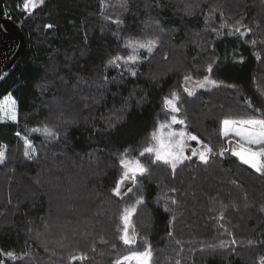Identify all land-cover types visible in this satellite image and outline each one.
<instances>
[{"label":"trees","instance_id":"16d2710c","mask_svg":"<svg viewBox=\"0 0 264 264\" xmlns=\"http://www.w3.org/2000/svg\"><path fill=\"white\" fill-rule=\"evenodd\" d=\"M25 1L0 0L26 37L0 84V264H264V155H223L264 149V0ZM132 39L151 50L127 65ZM172 116L196 138L175 167ZM124 157L144 170L119 187Z\"/></svg>","mask_w":264,"mask_h":264},{"label":"rangeland","instance_id":"374dc122","mask_svg":"<svg viewBox=\"0 0 264 264\" xmlns=\"http://www.w3.org/2000/svg\"><path fill=\"white\" fill-rule=\"evenodd\" d=\"M42 0H26L24 6H34L39 4ZM151 41L143 39H132L128 41V45L131 50V55L128 59L124 60L127 65L135 64L143 55L142 51L148 53L151 50ZM144 53V54H146ZM16 117V101L10 95L6 94L0 99V119L3 118H15ZM182 120L177 116H172L166 120H162L158 129L156 137V157L167 161L171 166L175 167L186 156L187 143L186 139H196L193 135L186 134V130L182 126ZM264 140V138H262ZM28 142V141H27ZM228 148V147H227ZM225 148V149H227ZM230 154L235 158L250 164L253 167H257L260 156L264 155V149L254 148L249 144L232 141L229 145ZM195 150V149H194ZM208 147L204 146L199 149L198 152L193 151L191 154H196L201 160L208 157ZM229 154V155H230ZM123 172L121 175L120 186L127 181V179L144 170V166L136 158L124 157L121 159ZM117 187V189L119 188ZM131 210L124 208L121 214L122 220V239L129 243L133 239L131 231ZM131 251L118 259L119 263L124 264H146L151 257V253L148 249H130Z\"/></svg>","mask_w":264,"mask_h":264},{"label":"water","instance_id":"95a60500","mask_svg":"<svg viewBox=\"0 0 264 264\" xmlns=\"http://www.w3.org/2000/svg\"><path fill=\"white\" fill-rule=\"evenodd\" d=\"M25 47V34L14 20L10 17L3 16L0 4V84L12 73L20 62ZM229 153V147L223 150L225 157Z\"/></svg>","mask_w":264,"mask_h":264},{"label":"built area","instance_id":"2783aa9c","mask_svg":"<svg viewBox=\"0 0 264 264\" xmlns=\"http://www.w3.org/2000/svg\"><path fill=\"white\" fill-rule=\"evenodd\" d=\"M6 12H7V11H6ZM2 14H3V13H2ZM3 16H5V17H9V16H7V15H6V13H5V14H3Z\"/></svg>","mask_w":264,"mask_h":264}]
</instances>
